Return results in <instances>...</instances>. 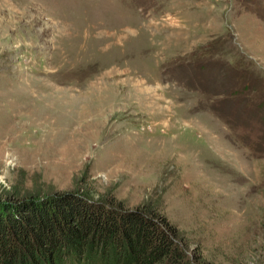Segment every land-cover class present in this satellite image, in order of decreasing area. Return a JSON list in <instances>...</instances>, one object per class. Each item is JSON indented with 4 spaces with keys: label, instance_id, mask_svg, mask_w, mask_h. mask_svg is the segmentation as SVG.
I'll return each mask as SVG.
<instances>
[{
    "label": "rangeland",
    "instance_id": "374dc122",
    "mask_svg": "<svg viewBox=\"0 0 264 264\" xmlns=\"http://www.w3.org/2000/svg\"><path fill=\"white\" fill-rule=\"evenodd\" d=\"M263 192L264 0H0V201L150 208L261 264Z\"/></svg>",
    "mask_w": 264,
    "mask_h": 264
},
{
    "label": "trees",
    "instance_id": "16d2710c",
    "mask_svg": "<svg viewBox=\"0 0 264 264\" xmlns=\"http://www.w3.org/2000/svg\"><path fill=\"white\" fill-rule=\"evenodd\" d=\"M12 203L0 201V264H207L154 209L64 194Z\"/></svg>",
    "mask_w": 264,
    "mask_h": 264
}]
</instances>
